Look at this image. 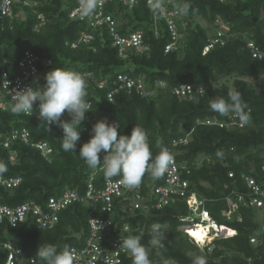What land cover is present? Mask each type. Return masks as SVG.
<instances>
[{
  "label": "trees",
  "instance_id": "1",
  "mask_svg": "<svg viewBox=\"0 0 264 264\" xmlns=\"http://www.w3.org/2000/svg\"><path fill=\"white\" fill-rule=\"evenodd\" d=\"M185 4L189 6L187 14H182L181 21L177 22V28L184 36L177 49L164 52L165 44L170 41L169 32L162 18L154 23L153 13L145 1L131 8L117 0L109 2L106 12L114 16L119 31L125 34L140 30L149 48L143 53L129 52L128 57L122 59L110 44L106 26L101 35L100 30L95 31L93 41L70 47L81 31H90L87 22L68 16L70 9L76 6V0H28L27 5L20 0L13 7L12 18L5 17L4 25L0 24V74L15 75L17 62L27 50L48 60L50 69L82 74L87 83L85 99L91 110L81 124L78 147L89 139L91 125L104 117L110 122L115 121L120 127L118 131L125 135L130 134L133 126L143 128L153 156L162 148H168L172 139L191 131L188 144L176 151V160L192 164L188 178L199 193L211 199L206 207L212 217L234 228L236 233L233 237L216 240L214 249L206 253L186 233L177 229L180 218L187 215L183 201L148 212L135 211L127 220L132 227H138L135 235L141 237L152 264H192L188 252L204 256L207 264H264V232L258 230L253 211L240 208V221L235 218L225 221L219 215L225 206L223 197L229 192L224 185L242 187L240 174L258 175L264 162V86L259 88L249 80L252 77L264 79V60L253 58L247 47V40L251 39L264 50V0H171L166 5L179 10ZM39 14L43 20L38 18ZM196 17L207 27L195 21ZM217 18L224 24V43L204 53L207 39L218 27L214 25ZM182 21L186 22L184 27ZM125 63L130 64L132 70L124 68L119 72L144 78L147 87H154L153 95L121 92L109 101L107 88L95 86L92 77L95 80L111 79L119 73L114 69L124 67ZM229 76L233 77L232 88L225 83L213 87L214 81ZM161 81L165 83L164 87L156 83ZM183 83L203 85L205 92L195 94L191 99H180L172 88ZM232 91H238L242 96L244 111L250 116L247 124L228 129L217 124L196 123L205 119L225 121L229 116L214 112L209 101L216 96L227 98ZM10 108L0 111L1 131L8 133L26 128L31 140L46 141L52 152L44 157L37 149L17 140L8 148L0 145V164L7 168L0 176L21 177L16 187L0 186L1 203L9 206L26 201L43 204L49 196L59 195L67 188L83 193L92 173H96V186L106 178L101 167H89L78 154L64 151L60 129L55 125L48 127L46 121L36 116L35 108L32 115L13 114ZM62 118L69 117L65 114ZM10 151L15 152L14 161L9 159ZM103 155L100 154L101 160ZM203 155L209 156L211 161L196 167L193 162ZM228 172H233L234 176L228 177ZM161 182V177L153 179L147 172L141 181L144 191L148 190L147 183ZM88 210L89 207L81 202L69 205L60 212L59 222L52 229H38L30 221L15 227L1 223L0 264H5L6 251L1 245L6 241L35 259L34 263L16 264H42L36 251L45 245L63 248L80 244L88 232ZM155 223L167 227L162 246L152 242L150 229ZM252 234L257 236V242L253 244L249 242ZM122 264H132L131 258L125 256Z\"/></svg>",
  "mask_w": 264,
  "mask_h": 264
},
{
  "label": "built area",
  "instance_id": "2",
  "mask_svg": "<svg viewBox=\"0 0 264 264\" xmlns=\"http://www.w3.org/2000/svg\"><path fill=\"white\" fill-rule=\"evenodd\" d=\"M19 1L0 0V24L2 26L4 25L3 18H12L13 7ZM112 1L114 0H99L98 6L92 14L82 16L79 11L81 0H76V6L70 9L68 16L72 20L87 22L90 31H81L80 36L70 45L76 47L79 43L87 44L93 41L95 31L100 30L101 35L103 33L101 30L106 26L110 44L116 49L119 58L126 59L129 52L143 53L148 51V45L144 42L140 30L125 34L119 31L118 22L114 16L106 12L107 4ZM117 1L123 6L131 8L142 0ZM143 1L152 11L154 23L162 18L167 27L170 41L165 44L164 52L177 49L180 45V38L184 36V32L177 28V22L181 21L182 13L177 9L167 7L166 4L171 0ZM22 2L25 5L28 4V0H22ZM38 18L43 20L40 14ZM185 24L186 22L182 21L183 27ZM214 25L218 27L215 29V34L207 39L203 47L204 53L224 43L222 39L225 35L223 22L217 18ZM155 35H157V30ZM247 47L253 58L264 60V50L260 49L253 40H247ZM49 63L48 60L27 50L17 62L15 75L9 76L6 72H2L0 74V111H6L11 107L15 90L28 86L34 90L38 89L39 84L44 83L45 74L52 70L48 67ZM84 75L92 76L89 73ZM91 79L97 88H107L106 97L109 101H113L114 96L121 92L127 94L135 92L140 96L154 94V87H147L144 78L133 77L124 72L117 73L111 79L95 80L93 77ZM156 83H159L161 87L165 86L162 81ZM172 92L180 99H191L195 94H204L205 88L203 85L183 83L173 87ZM36 116L38 117V113ZM196 123L217 124L228 129L241 128L244 124L234 113L229 115L225 121L205 119L197 120ZM190 136L191 131L171 140L167 149L174 158L173 165L161 177V184L147 183V191L143 190L142 183L131 189L124 186L120 177L105 178L99 183V186H96L94 183L96 173H92L85 184L83 193H79L76 189L67 188L59 195L49 196L43 204L26 201L9 206L0 202V224L8 223L11 227H15L30 221L38 229H52L59 222V214L62 210L75 202H81L89 207L87 211L88 232L80 244L69 247L75 254L74 264H122L123 258L129 255L121 247L120 242L129 235H135L138 230V227H132L127 219L135 211L148 212L150 209H161L181 200L185 203L187 215L180 218V224L177 228L186 233L203 252L210 253L216 246V240L233 237L236 230L212 217L206 207V203L211 199L199 193L188 178L192 164L188 165L176 160V151L181 146L188 144ZM15 140L22 141L37 149L44 157H48L52 152V148L46 141L31 140L26 128L13 129L8 133L0 129V145L3 148H8L10 143ZM9 159L14 161V151H10ZM205 161L210 162L211 158L203 155L193 163L196 167H200ZM233 176V172H228V177L232 178ZM20 182L21 177L19 176H0V186L5 188L16 187ZM240 182L242 187L239 188L236 185L231 188L228 187V184L224 185V188H228L229 192L223 197L225 206L220 209L219 215L225 221L233 218L240 221L239 209L249 208L253 211L254 219L259 226L258 230L264 232V162L261 165L260 174L253 175L242 172ZM249 242L256 243L257 236L252 234L249 237ZM1 246L6 251L5 264L35 262L32 255L27 256L21 248L14 247L10 241H6Z\"/></svg>",
  "mask_w": 264,
  "mask_h": 264
},
{
  "label": "clouds",
  "instance_id": "3",
  "mask_svg": "<svg viewBox=\"0 0 264 264\" xmlns=\"http://www.w3.org/2000/svg\"><path fill=\"white\" fill-rule=\"evenodd\" d=\"M98 3L99 0H81L80 14H92ZM188 7L185 4L179 11L187 14ZM39 85L35 90L30 86L20 90L14 89L11 112L32 115L35 108L38 118L46 121L48 127L55 125L60 129L64 151L78 154L89 167H102L106 178L120 177L121 183L131 189L140 185L146 172L153 179H158L173 165L174 158L167 148H162L153 156L143 128L133 126L130 134L125 135L118 131L120 127L115 121L110 122L106 117L91 125L89 139L78 147L81 124L86 119V113L91 110L85 99V77L72 70L53 68L45 74L44 83ZM209 107L225 117L234 113L244 124L250 120V116L244 111L242 96L238 91L229 92L227 98L212 97ZM65 114L68 119L62 118ZM101 153H104L102 160ZM6 171V166L0 164V174ZM150 231L153 244L162 246L161 225L153 224ZM120 244L130 256L132 264H152L140 236L129 235ZM36 255L42 264H74L75 261V254L68 246L58 248L55 245H45L37 249ZM187 255L192 264H207L204 256L192 252Z\"/></svg>",
  "mask_w": 264,
  "mask_h": 264
},
{
  "label": "rangeland",
  "instance_id": "4",
  "mask_svg": "<svg viewBox=\"0 0 264 264\" xmlns=\"http://www.w3.org/2000/svg\"><path fill=\"white\" fill-rule=\"evenodd\" d=\"M21 17H23V15H22ZM198 20H199V21H198ZM195 21L200 22V23H202V25H205V26H206V23H205L204 21H202L200 18L198 19V18L196 17ZM206 27H207V26H206ZM70 47H72V46L70 45ZM124 68H125V69L128 68V69L132 70V66H131L130 64H126V63H125L124 67H117V68L114 69V71H115V72H119V71L123 70ZM232 80H233V77H232V76L224 77V78L217 79L216 81H214V82L212 83V85H213L214 88H216V87H217L218 85H220L221 83H225V84H227L230 88H232ZM249 80H250L251 82H253V83H256V84H254V85H256V86L259 87V88L264 86V79H261V77H252V78H250ZM166 228H167L166 226H164V227L161 228V229H162V232H163V237H162V239H164V238L167 236ZM177 229H178V228H177ZM178 230H179V229H178ZM180 231H181V230H180Z\"/></svg>",
  "mask_w": 264,
  "mask_h": 264
},
{
  "label": "bare ground",
  "instance_id": "5",
  "mask_svg": "<svg viewBox=\"0 0 264 264\" xmlns=\"http://www.w3.org/2000/svg\"><path fill=\"white\" fill-rule=\"evenodd\" d=\"M199 235H201V233L199 232Z\"/></svg>",
  "mask_w": 264,
  "mask_h": 264
}]
</instances>
